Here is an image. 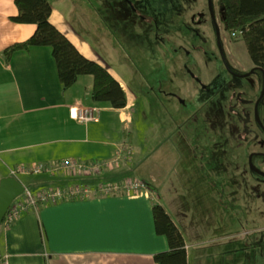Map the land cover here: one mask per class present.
<instances>
[{"label":"rangeland","instance_id":"1","mask_svg":"<svg viewBox=\"0 0 264 264\" xmlns=\"http://www.w3.org/2000/svg\"><path fill=\"white\" fill-rule=\"evenodd\" d=\"M155 1L158 5L152 13L162 14L164 30L177 31L182 44L174 46L167 40L163 46L162 42L149 60L148 48L147 53L139 48L141 39L134 40L137 48L112 52L108 30L100 34V28L109 25L97 0L51 3L67 15L73 32L90 45L98 62L122 78L135 99L129 130L132 166L125 172L147 182L150 180L144 176L154 174L157 199L184 232L190 253L208 259L209 264H264V177L252 173L248 158L252 152L264 153V98L258 109L262 126L255 113L264 90V75L257 71L236 77L224 71L209 0L145 3ZM212 6L229 66L240 73L250 72L253 63L242 40L234 42L224 29L218 0H212ZM226 41L237 50L236 61L225 47ZM178 46H184L186 53L181 49L175 52ZM183 57L197 58V64L184 68L179 61ZM220 76L225 81L222 94L221 88L211 94L204 91L203 85L211 87ZM209 153L213 155L212 164L206 166L213 176L211 192L204 191L202 180L210 182L205 175L192 172L204 167L195 158ZM254 165L264 172V159ZM38 175L25 174L22 181L34 191L31 184ZM213 198L219 211L208 208ZM222 254L229 261L219 256Z\"/></svg>","mask_w":264,"mask_h":264},{"label":"crops","instance_id":"2","mask_svg":"<svg viewBox=\"0 0 264 264\" xmlns=\"http://www.w3.org/2000/svg\"><path fill=\"white\" fill-rule=\"evenodd\" d=\"M15 1L0 0V181L11 177V170L27 165L52 166L68 159L116 163L120 147L132 145L130 109L135 99L126 84L109 70L127 94V106L115 109L92 99L91 75L81 76L64 91L51 47L32 46L6 58L7 48L28 40L36 31L35 25L12 20L18 14ZM50 21L81 53L78 43L87 46L82 53L87 59L97 61L90 45L73 32L66 14L53 7ZM225 43L236 61L237 50ZM74 106L99 109V121L78 123L71 118ZM127 166L132 165L121 161L100 176L39 174L31 184L34 191L23 183L25 174L18 173L15 178L35 194L79 185L93 191L100 184H118L128 178L147 182L129 176ZM144 177L149 183H157L154 174ZM157 198V193L148 188L138 193L90 195L43 205L23 214L10 228L3 227L0 255H8L12 264H160L156 256L168 252L170 244L156 231L153 206H163ZM186 248L188 264L197 259L196 264H209L208 259L196 258ZM219 256L229 261L223 254Z\"/></svg>","mask_w":264,"mask_h":264},{"label":"trees","instance_id":"3","mask_svg":"<svg viewBox=\"0 0 264 264\" xmlns=\"http://www.w3.org/2000/svg\"><path fill=\"white\" fill-rule=\"evenodd\" d=\"M15 2L18 14L12 17V20L17 24L35 25L36 31L28 40L7 48L4 51L6 58L11 57L15 52L28 50L32 46L51 47L64 91L73 87L81 76L91 75L94 77L91 97L95 102L108 104L115 109H123L127 106L126 91L109 69L98 61L87 59L50 21L53 12L51 0H16ZM218 4L224 29L231 36L234 33H242L237 38L232 36V40L234 42L242 40L245 43L248 55L254 64V72L258 71L262 74L260 69L264 70V0H218ZM144 183L147 188L154 190L152 183ZM33 194L37 195V193ZM21 199H24V194ZM216 204L217 199L213 198L208 208L219 211L220 208ZM219 204L223 205V202L220 201ZM43 205L41 204L39 209ZM153 213L157 233L165 235L170 244L168 252L156 256L158 263L188 264L184 232L164 206L154 204Z\"/></svg>","mask_w":264,"mask_h":264},{"label":"flooded vegetation","instance_id":"4","mask_svg":"<svg viewBox=\"0 0 264 264\" xmlns=\"http://www.w3.org/2000/svg\"><path fill=\"white\" fill-rule=\"evenodd\" d=\"M97 1L98 3H100L101 7L104 9V12L106 13V17L108 19L107 24L109 25V26H105L104 28L101 27L100 29H102L103 31L100 34L103 35V32L108 30V36H107L108 40L107 41L110 45L112 52L116 53V52L122 51L126 47H136L137 48L138 47L137 40L136 41L134 40L141 39L142 45L139 48L146 50V53H147V48H148V53H147L148 58L147 59L149 60V59H152L153 56H155V53H157L156 51L160 49L159 47L162 45V42H163V46L165 45V41L167 40L170 41V43L173 44L174 46L176 44L178 45L182 44V41L177 36V33H178L177 31L168 30V32H166L164 30V25H162L161 21L162 20L165 21V19L162 16V14L158 12L152 13V9L154 6L158 5V1H155L152 4L145 3L146 0H97ZM86 4L88 3L86 2ZM144 12H145V15H143ZM149 12L151 13V15H149ZM180 49L184 51V54L186 53V51L184 50V46H178V49H174V51L178 52ZM190 53L191 52H187V54H190ZM181 60H182L181 66L187 69L190 67L192 68L193 66H195V64H197V58L196 59L195 58L185 59L183 57L179 59V61ZM179 61H176V63L178 64ZM223 64H224V71H227L236 77H242L244 74H246L245 72L240 73L234 70L233 68L229 66L228 62L226 65V63L223 61ZM173 66H176V65L173 64ZM160 71L161 69L159 70V73ZM224 84H225V81L223 77L220 76V77H217L213 81L211 87H209L208 85L207 86L203 85V89L204 91H209L211 94V92H215L219 88H221V90L219 91L222 94ZM252 154H256L253 156V159H252L253 164L258 159L259 160L264 159L263 152H252L251 155ZM195 159L203 162L202 164L204 165V167H201L200 169H195V170L193 169L192 172L193 174L195 173L194 174L195 176L201 177L203 176L202 173L205 175V178H207L210 182L208 183L204 179L202 180L204 191L206 189L207 191L211 192L210 187L213 183V176H212L211 169L206 170V166L212 164L213 155L209 153V154H206L205 157H199V158L197 157ZM258 176H261V175H258ZM261 177H264V176H261ZM192 181L195 182V180H192Z\"/></svg>","mask_w":264,"mask_h":264},{"label":"built area","instance_id":"5","mask_svg":"<svg viewBox=\"0 0 264 264\" xmlns=\"http://www.w3.org/2000/svg\"><path fill=\"white\" fill-rule=\"evenodd\" d=\"M241 32L234 33V38L240 37ZM99 109L89 106H74L71 108V118L78 123L87 124L89 122L99 121ZM133 158V151L130 145L124 144L119 149L118 159L114 162H90L84 163L75 159H68L60 163L53 164L52 166L46 164H36L32 167H21L17 170H11V176L16 177L18 173L28 174H63V175H85V176H100L106 170H112L115 166L119 165L121 161L131 164ZM148 188L146 184L137 178H128L122 183L118 184H100L93 191L81 185L70 187L67 189H50L34 195L26 188L24 199L15 200L3 224L6 228H10L20 217L32 210H39L41 204H54L65 200L86 198L90 195L99 196H114L124 193H138L146 191ZM22 194V195H23ZM0 264H12L8 255H0Z\"/></svg>","mask_w":264,"mask_h":264},{"label":"water","instance_id":"6","mask_svg":"<svg viewBox=\"0 0 264 264\" xmlns=\"http://www.w3.org/2000/svg\"><path fill=\"white\" fill-rule=\"evenodd\" d=\"M209 9H210L211 15H212L214 23H215L216 37H217V43H218L219 51L221 53L222 60L227 65V60H226L225 53L223 50V45L221 42L220 27L216 23V17H215L214 12H213L212 0H209ZM260 70L264 75V70L263 69H260ZM253 72H254V69H252L250 72L244 74L242 77H247V76L251 75ZM263 98H264V90H263V93L261 94L260 98L258 99V101L255 104L256 118H257V121L260 125L262 124V122L259 118L258 109H259V103L262 101ZM254 155H256V154H252L249 157L250 169L254 173L261 175V176H264V172L253 164L252 159H253ZM25 191H26V187H24V185H22V183L19 180H17L15 177L11 176V177H6V178L1 179V181H0V227L3 224V221L6 217L12 203L17 198H19Z\"/></svg>","mask_w":264,"mask_h":264},{"label":"bare ground","instance_id":"7","mask_svg":"<svg viewBox=\"0 0 264 264\" xmlns=\"http://www.w3.org/2000/svg\"><path fill=\"white\" fill-rule=\"evenodd\" d=\"M74 43L77 44L76 41H74ZM78 46H79L80 50L82 51V53H84L87 50V48H86L87 46H85L84 44L78 43Z\"/></svg>","mask_w":264,"mask_h":264}]
</instances>
